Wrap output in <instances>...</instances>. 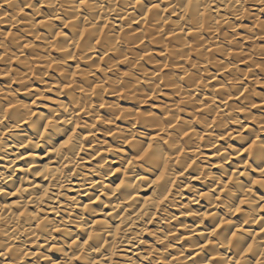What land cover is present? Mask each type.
Returning <instances> with one entry per match:
<instances>
[{"label": "clouds", "instance_id": "9594fccd", "mask_svg": "<svg viewBox=\"0 0 264 264\" xmlns=\"http://www.w3.org/2000/svg\"><path fill=\"white\" fill-rule=\"evenodd\" d=\"M163 2H166L167 8L171 9V13L162 19L171 22L173 41H167L165 39L167 33L159 27L161 24L159 12L166 9L159 7L158 0H151L153 8L158 10L152 28H156L160 37L159 40L153 37L152 42L168 48L166 59L173 62L186 59L192 53H196L200 59L191 62V68L196 71L190 73L189 69H183L187 77L186 81L169 75L153 79L155 73L144 71V83L149 85L150 90H141L138 87L141 83L140 76L134 75L133 72V70L138 71L140 67V56L134 54V49L136 40H142L144 34L150 30L145 29L141 36L133 34L128 38L126 35L122 36L113 25L105 34L101 48L105 53H119L120 48L117 45L122 46L126 43L125 55L131 57L127 61L131 64V68L121 75L117 69L118 60L109 58L105 61L108 67L103 71L110 89L106 93L103 84L93 90L95 80L92 78L95 77V65L92 59L97 51L94 38L98 35L99 29L97 27L95 30H89L81 43V23L78 22L81 0H39V3L37 0H0V23L4 22L2 17L7 16L9 23L15 19V23L19 25L22 21L16 18L15 14L21 12L25 17L23 23L29 26L21 34H12L13 44L20 55L23 56L27 35L35 34V39L28 46L33 47L34 53L39 55V60L44 65V69L37 72L35 62L25 56L20 62L27 68L26 72L11 68L13 53L9 52L5 43V34L0 31V49L4 50L0 54V61L9 64L7 68H0V74L8 75L19 85V88L13 89L9 84L7 92L0 88V145L5 144L4 137L7 132L19 128L25 122L34 124V116L41 122L36 127L35 137L27 139L18 146L27 144L38 148L46 137L52 135L68 137L65 141L67 143L62 144L63 147L53 148L60 161V167L55 177H49L54 180L51 188L63 189V191H54L47 197L49 203L47 211L55 213L51 219L47 214L40 215V212L44 211L41 208L44 201L36 199L34 195L36 186L33 182L23 177L21 186L16 191L7 192L2 185L13 180L15 169L12 175L0 171V195L17 196L19 200L17 208H22L28 202L25 198L28 189L24 184H30L31 203L39 209L35 213H25L21 216L19 211L12 210V205L0 204V264H29V262L30 264H161L159 259L161 253L158 249L149 245L147 250H140V245L148 244L143 239L145 233L155 237V242L159 244H165L169 240L168 234L161 236L158 232L150 230L148 223L157 212L163 215L167 207L176 206L188 210L182 211L183 215L199 216L201 224L206 217L212 218L216 227L208 233L209 238L217 235L216 228L220 225L231 227L232 231L223 234V239L218 237L212 242L219 264H235V260L245 249L251 252L254 258L245 255L242 264H264V243L257 242L255 247L249 244L247 237L254 233L244 227L260 224L261 229L264 230V217L260 216L264 211V194H258L255 190L257 185L260 189H264V115L257 116L252 111L256 106L253 97L259 95L264 102V95L252 89L243 97L240 104H228L222 101L223 108L216 102L215 89L211 90L208 104L197 100L201 90L208 88L207 80L198 83L203 79L200 73L207 72L206 65L212 63L217 67H223L209 59L207 45L203 43L204 34H211L217 38L223 36L224 42L236 45L240 38L239 30L245 29L250 35L244 38L253 41V44L256 40H264V19H262L264 0H215L216 8H212V0H163ZM83 3L93 11L100 10L105 15H110L126 10L124 6L132 7L135 0H86ZM5 4L13 10L11 13L3 11ZM105 4L109 7L105 8ZM43 7H47L49 12L43 13L41 10ZM26 8L32 9L31 14L24 11ZM221 8L224 9L222 15ZM204 9L208 10L206 15ZM213 12L216 14L213 15ZM173 15L176 17L174 20L171 18ZM38 16L46 17L47 23L44 26L47 27L49 36L35 32L40 24L37 20ZM58 18L62 22L73 21L67 24L73 32L71 37L64 33L62 27L57 26L55 21ZM245 19L253 23L245 25L243 23ZM189 33L195 37L193 42L187 39ZM57 35L63 37V43H58L54 39ZM36 39L44 42L43 52L46 55H40L37 51L39 46L35 45ZM170 44L173 46L169 47ZM53 45L58 52L63 53L61 58L51 57L50 49ZM255 52L264 53V46L255 49ZM70 59H75L78 64L83 62L87 65L86 68L76 69L82 83L71 79L73 73L68 63ZM200 61H203L205 67H201ZM53 63L54 70L60 74L55 87L47 84L45 80V77L49 76L47 69ZM255 63L256 61L253 60V64ZM159 66L163 67L162 64ZM261 70L264 71V60L261 61ZM236 71L239 69L236 68ZM108 72H114L115 79L108 77ZM33 75H36L41 84H46L43 90L37 89L35 93L31 83ZM64 82L74 85L68 92L70 99L67 102L59 99L65 95ZM240 83L242 81L239 78L225 81L224 92L229 96L233 95V92L239 93ZM163 88H172V96L179 94L180 99H173L172 103H162L161 114L152 111V105H149L147 110H139L138 106L148 104L150 97L159 99ZM22 91L36 95L37 99L45 100L49 99L45 96V92H55L57 97L53 101L55 107L50 108L47 114L37 113L32 104H23L15 99ZM106 95L112 99H106ZM4 101L8 102L7 106L4 105ZM121 101H130L136 106L123 107ZM10 109L17 110L18 119L14 125L5 127ZM21 109L23 111H20ZM101 109L106 111L105 115L101 114ZM80 113L83 115L81 116ZM181 113H186L188 118L182 117ZM97 121L107 126L103 135L111 137L112 143L107 139L97 138L99 132ZM117 121L121 123L118 124ZM69 125L72 126V131L69 130ZM197 126H200L201 130H197ZM77 128L86 129L87 135L93 137L94 142L90 146L85 145L86 134L75 131ZM222 140L228 142L226 146L220 145ZM89 147L93 153H110L118 158L119 171L122 174L118 187L113 188L111 184L105 183L114 171L111 167L112 161L102 158L91 169H84L80 153H88ZM6 148L5 145V150ZM206 149L214 150L213 155L217 163L211 162L205 155ZM244 154L246 158L239 159ZM234 158L239 159L235 165L232 164ZM69 163L72 164V168L65 171ZM138 168L140 172L137 171ZM25 171L30 172L31 169ZM253 173H258V177ZM74 175L80 180L79 187L74 189L77 196H67V191L73 190ZM94 176L100 179L93 180ZM149 177L155 178L154 184L153 179ZM242 177L244 179H241ZM193 180L199 181L202 187L194 186ZM145 184L152 185L153 191L157 193L152 205L134 216H121L120 210L125 204L127 209H136L141 203L132 196V193ZM89 189H96L100 195L93 198ZM173 189H175L174 193ZM185 189L193 195L188 203H181L184 200ZM80 196H88L89 202L83 203L79 199ZM101 196L106 197V200H102ZM61 197H64V203H60ZM113 197L116 198V203H112ZM94 200L110 207L112 213L116 214L112 219L119 220L122 226L114 227L109 221L112 213L108 212H103V220L95 221L93 218L99 213L92 206ZM201 200L207 202L206 211L203 213L192 211L191 205H198ZM53 201L56 203H52ZM164 202H167L166 208H159L158 205ZM221 209H223L222 213ZM237 212L242 213L241 221L233 220ZM174 218L170 217V219ZM140 221L144 223L137 229V223ZM32 248H35V251H32ZM220 248H234L236 255L229 257L221 253ZM128 251H131L132 255H128ZM122 252L124 253L122 259H114L120 257ZM208 264H211V261H208Z\"/></svg>", "mask_w": 264, "mask_h": 264}, {"label": "bare ground", "instance_id": "6f19581e", "mask_svg": "<svg viewBox=\"0 0 264 264\" xmlns=\"http://www.w3.org/2000/svg\"><path fill=\"white\" fill-rule=\"evenodd\" d=\"M39 3V0H37ZM159 7L161 9H166L163 12H159V16L161 17L160 30L167 33L165 39L167 41H173L174 34L171 31V22L164 21L162 17L168 16L171 13V9L167 8L166 2L163 0H158ZM81 9H80V17L79 21L81 23V43L85 38V34L89 30H95L97 27L99 29L98 35L94 38L96 40V54L93 55L92 62L95 65V77L92 79L95 80L93 84V90H96L97 86L103 84L105 92L107 93L110 89L106 83V77L104 73V69L108 67V64L105 61H108L109 58L114 60H118L117 69L119 73L122 75L125 72H128L131 68V64L127 61L131 59V57H126L125 51L127 48V44L117 45L120 48L119 53H105L101 48V42L104 39L106 33L109 32L111 26H115V29L120 32L122 36H127L130 38L133 34L135 36H141L144 33L145 29H149L148 33H145L142 40H136L134 54H138L140 56L139 60V69L133 70L134 75L138 74L141 79V83L138 86L141 90L149 91V85L144 83L143 73L144 71L155 73L156 77L159 76H177L182 81H186L187 77L183 71V69L187 68L191 72H195L196 69L191 68V62L197 61L200 58L196 55V53H192L186 59H178L176 62L166 59L168 48L162 47L159 43H153L152 39L159 40L160 37L157 34L156 28H152V25L155 23V18L157 17L158 10L154 9L151 3V0H135V3L132 7L124 6L126 10L118 13H112L110 15H105L103 11L96 10L87 7L83 0H81ZM105 8L109 7L107 4L104 6ZM212 8H216L215 0H212ZM43 13H48L49 9L47 7H43ZM3 11L7 13H11L13 10L8 7L7 4L4 5ZM25 12L31 14L32 9L26 8ZM207 9H204L203 12L206 15ZM224 9H220L221 15L223 14ZM216 13L213 12V15ZM15 17L20 19L22 23L17 25L15 23V19L12 20L11 23L8 22L7 16L2 17L4 20L3 23H0V31L5 34V43L8 45V49L10 53H13L11 57L10 66L16 71L26 72L27 68L20 62L24 59L25 56L30 57L35 63L34 66L37 72L42 71L44 69V65L39 60V55L35 54L33 51V47L28 45L35 39V34L27 35L26 40L27 44L24 47L23 56L20 55L17 47L14 46L12 41V34H21L25 29L29 26L23 23L25 19L24 13L16 12ZM173 20L176 19L175 15L171 17ZM264 19V17H262ZM37 20L40 21L39 26L35 29L36 33H39L42 36H49V31L47 27L44 25L47 23V19L45 16H38ZM85 21H91V24L84 23ZM72 20L63 21L61 19H57L55 23L58 27H62L64 33L71 37L73 35L72 30L67 27V24L72 23ZM245 25H251L253 21L245 19L243 21ZM222 31V30H221ZM240 38L238 39V44L232 45L224 42L223 36L214 37L211 34H204L203 43L207 45V53L208 57L211 61L218 62V64L223 65V67H217L216 64L209 63L206 65L207 72H201L202 80L198 81V83H203V80H207L208 88L202 89L200 94L197 96V100L203 104H208L210 102L211 90L215 89L216 92V102L223 108L222 101H226L228 104H240L243 97L248 95L249 91L254 89L256 93L264 95V71L261 70V61L264 60V53L255 52V49L260 46H264V40H256L255 44L253 41L245 39L247 35H250L245 29H240ZM58 43H63L62 36H55L54 38ZM187 39L189 42H193L195 37L189 33ZM35 45L39 46L37 50L40 55H46L43 52V48L45 47L44 42L36 39ZM173 45L170 44L169 47ZM226 50V54H225ZM3 49H0V54L3 53ZM51 57L54 59H59L63 56V53L58 52L56 50L55 45H53L50 49ZM91 55V53H90ZM19 57V59L17 58ZM7 59V58H6ZM253 60L256 61L253 64ZM155 61V62H152ZM201 62V67H205L203 61ZM69 65H71L72 77L77 81V83H82L81 77L76 73L77 68H86L87 65L83 62L79 64L75 59H70L68 61ZM163 65L160 67L159 65ZM171 65V66H169ZM235 65V67H234ZM9 64L0 61V68H7ZM55 65L53 63L52 66L48 67L49 76L45 77L47 84H51L53 87L56 86L58 80L60 79V74L55 70ZM236 68L239 71H236ZM108 77L115 79L114 72H108ZM233 78H239L242 83L238 85L240 91L239 93L233 92V95H227L224 92V82L231 81ZM127 79V78H126ZM32 89L33 93L37 89L43 90L46 87V84H41L40 81L36 78V75H33L32 79ZM65 83V95L60 97L61 101L67 102L70 97L68 92L71 90L74 85ZM11 84L13 89L19 88V85L13 82L8 75L0 74V88H3L5 92L8 91L7 86ZM185 86H187L185 84ZM173 89L172 88H163V91L160 95L159 99H154L152 97L149 98L148 104L139 105V110H147L149 105H152V111H155L158 114H161L162 103H172L173 99L179 100L180 95L172 96ZM45 96L49 97V99L45 100L43 98L37 99L36 95H30L28 92H20L15 99L23 104H32L34 111L37 113H49V109L55 107L53 101L57 99L55 92H45ZM106 99H112V97L105 96ZM255 102V107H253V114L259 116L264 115V102L261 101L260 96L253 97ZM5 106L8 105L7 101L3 102ZM123 107H133L136 106L133 102L130 101H121ZM38 106V107H37ZM16 109H10L9 118L5 121V127H9L14 125L18 119L16 116ZM20 111H23L21 109ZM101 114L105 115L106 111L101 109ZM191 109L189 108V112ZM202 111V109H201ZM82 116L83 113H80ZM181 116L184 118H188L186 113H181ZM84 119H89L84 117ZM33 123L25 122L22 123L19 128L14 129L11 132H7L4 140L5 144L0 145V171H4L6 175H12L13 169H15V175L13 180L4 183L2 187L7 192H14L21 186V180L23 177H27V179L33 182L36 186V192L34 195L38 201L42 200L44 203L41 205V208L44 211L40 212V215L47 214L51 219L55 216V213L48 212L47 209L49 207V203L47 201L48 195H51L54 191H63V189H53L51 185L54 183V180L49 177H55L58 173V169L60 167V161L56 156V153L53 151V148H60L62 144L68 139L67 136L60 135H52L50 137H46L45 140L41 141V146L38 148H33L30 145L25 144L24 146H18L24 143L27 139L35 137L36 127L41 123L37 117H33ZM91 122V121H89ZM117 123H121L117 121ZM107 126L100 124L97 121V129L99 132L97 134V138L99 140H105L109 143H112L111 137H105L103 132L105 131ZM69 130L72 131V126H68ZM197 130H201L200 126H197ZM75 131H80L86 134L85 145L90 146L94 141L93 137L87 135L86 129H75ZM226 140H222L220 145L226 146ZM234 143V142H233ZM5 145L7 146L5 150ZM67 151V149H65ZM126 151H128L126 149ZM213 149H206L205 155L209 157V160L213 163H217L216 157L213 155ZM80 157L83 158L84 169L88 170L98 164L102 158H106L109 161H112L111 167L114 169L113 174L105 181L106 184H111L113 188H116L120 185L122 174L119 171L120 163L117 157L111 155L110 153H93L91 148L89 147V152H81ZM246 158V154L240 157L239 159ZM239 159H235L232 161V164L235 165L239 162ZM72 168V164H67L65 167V171H68ZM25 169H31L30 172H26ZM138 172L141 170L138 168ZM191 172V169H189ZM33 173L35 175L33 176ZM143 175V173H142ZM253 175L258 177V173H253ZM153 179V184L155 183V178L149 177ZM93 180H99L100 177L94 176ZM241 179H244L243 177ZM80 180L77 176H73V184L72 189L67 191V196H77V192L74 190L79 187ZM193 185L196 187H202L199 181L193 180ZM24 187L28 189V192L25 193V198L28 201L24 207L17 208L19 203L18 197L13 196H3L0 195V204H10L12 205L13 211H19L20 215L23 216L25 213H35L39 211L36 205L31 203V199L29 197V193L32 191L30 184H24ZM99 188V185H97ZM206 190V189H205ZM255 190L258 194H264V189H260L259 186H255ZM89 193L93 194V198L96 195H100V193L96 189H89ZM122 191H125L122 189ZM175 189H173V193ZM119 195V193H118ZM157 193L153 191V186L145 184L138 191H134L132 196L140 200L141 203L137 205L136 209H127V204L120 210V215H129L134 216L137 212L142 211L146 207H150L156 197ZM184 200L181 203H188V200L191 198L193 193L189 192L187 189L184 190ZM79 199L87 204L89 202L88 196H80ZM102 200H106V197L101 196ZM116 198H112V203H116ZM52 203H56L53 201ZM60 203H64V197L60 198ZM166 203H161L158 205L159 208L165 209ZM97 209L98 215L93 219L95 221L103 220V212L112 213V209L105 205H101L99 201L93 202L92 205ZM246 207V206H245ZM102 209V212H101ZM127 209V211H125ZM191 209L194 212H205L207 209V202L201 200L198 205H191ZM182 211L187 212V209H180L179 206L176 207H167L166 211L163 215L160 212H157L148 223V228L152 231L158 232L159 235L163 236L165 234L169 235V240L165 242V244H159L155 242V237L148 235L145 233L143 239L148 242L147 245L141 244L140 250H147L148 246L158 249L161 253L159 259L161 264H208V261H211V264H219V258L215 255V249L213 247V241H216L219 237L223 239V234L229 233L232 231L230 226L220 225L216 228L217 235L211 236L209 238L208 233L216 227L212 218L206 217L204 219L203 224L200 223L199 216L193 215H183ZM221 213L223 209L220 210ZM115 213H112L109 216V221L113 224L114 227L122 226L119 220H113L112 217L115 216ZM261 217H264V211L260 213ZM170 217H175L174 219H170ZM147 217H145V220ZM243 219L242 213L237 212L233 216V220L241 221ZM144 221H140L137 223V229L142 226ZM246 229L249 232L254 233L251 236H248V243L255 247L257 242L264 243V230L261 229L260 224H252L245 225ZM111 238V237H110ZM129 248L131 246H128ZM202 249V250H201ZM32 251H35V248H32ZM219 251L221 253H225L229 257H233L236 255V249L234 248H220ZM123 252L120 257H114V259H122ZM128 255H132L131 251L127 252ZM247 255L249 258L252 257V253L248 252L245 249L244 252L239 254V257L235 260V264H242L244 256ZM30 264V262H29Z\"/></svg>", "mask_w": 264, "mask_h": 264}, {"label": "snow or ice", "instance_id": "6c2138e0", "mask_svg": "<svg viewBox=\"0 0 264 264\" xmlns=\"http://www.w3.org/2000/svg\"><path fill=\"white\" fill-rule=\"evenodd\" d=\"M83 2H86V0H83ZM65 143H67V142H65ZM61 147H63V145H61ZM250 250V249H249Z\"/></svg>", "mask_w": 264, "mask_h": 264}]
</instances>
